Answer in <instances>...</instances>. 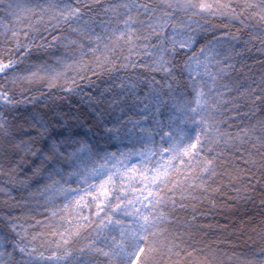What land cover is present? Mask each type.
<instances>
[{
	"label": "snow or ice",
	"instance_id": "obj_1",
	"mask_svg": "<svg viewBox=\"0 0 264 264\" xmlns=\"http://www.w3.org/2000/svg\"><path fill=\"white\" fill-rule=\"evenodd\" d=\"M0 194V264H264V0H0Z\"/></svg>",
	"mask_w": 264,
	"mask_h": 264
},
{
	"label": "trees",
	"instance_id": "obj_2",
	"mask_svg": "<svg viewBox=\"0 0 264 264\" xmlns=\"http://www.w3.org/2000/svg\"><path fill=\"white\" fill-rule=\"evenodd\" d=\"M248 63L254 66L253 71H257L259 69V65L254 59H249ZM44 87L45 90H47V86L45 85ZM34 94L39 95L38 92ZM55 95L60 97L64 94L55 93ZM48 103L53 107H58L62 109L64 112H69L79 116L81 120L90 121L92 119L91 112L87 106V101L82 100L80 97L72 96L68 97L67 99H50ZM28 107H31V105H29ZM39 108L41 111L45 110L43 101L39 105ZM23 111L24 108L22 106L20 112L13 113L12 116L6 118L11 119L12 117L21 116ZM71 118L72 117L69 116L70 120ZM89 126L91 125L89 124ZM104 147L108 152H116L118 148L122 151H128L131 145H117L115 142H108L106 145H104ZM15 195L19 197L21 193L17 192L15 193ZM3 199V195L0 194V214H3L5 211V206L2 203ZM258 211V208L249 205L246 202H240L238 204L230 203L227 207H224L223 201H221L217 209L209 214V219L206 221L207 223L212 224L214 226L212 231V238L217 240L218 242H222L224 245H227L230 240L234 239V237L231 236V232L233 231L232 225L234 223L236 225H239L241 221L249 220L248 213L255 214L258 213ZM257 219H259V216H257ZM225 225L228 226L226 231L223 230ZM240 243H243V241H240Z\"/></svg>",
	"mask_w": 264,
	"mask_h": 264
},
{
	"label": "rangeland",
	"instance_id": "obj_3",
	"mask_svg": "<svg viewBox=\"0 0 264 264\" xmlns=\"http://www.w3.org/2000/svg\"><path fill=\"white\" fill-rule=\"evenodd\" d=\"M244 221V220H243Z\"/></svg>",
	"mask_w": 264,
	"mask_h": 264
}]
</instances>
